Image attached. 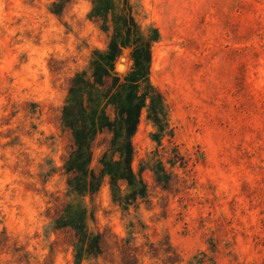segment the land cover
Instances as JSON below:
<instances>
[{"label": "rangeland", "instance_id": "obj_1", "mask_svg": "<svg viewBox=\"0 0 264 264\" xmlns=\"http://www.w3.org/2000/svg\"><path fill=\"white\" fill-rule=\"evenodd\" d=\"M116 101L130 204L65 167L84 134L98 173ZM0 264H264V0H0Z\"/></svg>", "mask_w": 264, "mask_h": 264}, {"label": "trees", "instance_id": "obj_2", "mask_svg": "<svg viewBox=\"0 0 264 264\" xmlns=\"http://www.w3.org/2000/svg\"><path fill=\"white\" fill-rule=\"evenodd\" d=\"M104 74H107V71H102L100 75L95 74L92 85L100 83L101 76ZM113 79L117 80L116 77H113ZM115 109L119 119L106 123V127L111 131L112 136L106 150L99 158L101 167L98 173L87 168V164L90 162L91 152L90 145L87 144L84 134L79 135V140L80 143L86 146H75L74 150L65 161V167L68 173H72V175L68 177V185L76 190L84 189L86 185H88L91 190L97 189L101 183L102 177L106 173L109 175L108 183L116 189L120 188L122 184L131 187H135L138 184V188H134L133 191L127 193L124 197L125 202L130 204L131 202H135L137 198L146 197V186L143 178L139 173L136 174L134 172L131 165L133 159L131 137L137 126L140 111L135 105L125 107L118 101H116ZM115 123L117 124V128H114ZM71 156H73V158L70 160ZM113 156H115L116 159H112ZM107 157H109V159H107ZM154 171L156 178L161 180V173L160 176L158 175L159 169H154ZM164 173L165 172H162V174ZM87 174L90 175L89 182L85 183L78 179L79 175L85 176ZM55 222L57 226H65L69 223L61 216H58ZM70 226L75 233H77V238L73 243V246L77 247L75 254L76 258L79 257V253L82 251L92 256L100 254L99 233L84 243L85 234L82 233L77 226H72L71 224Z\"/></svg>", "mask_w": 264, "mask_h": 264}, {"label": "bare ground", "instance_id": "obj_3", "mask_svg": "<svg viewBox=\"0 0 264 264\" xmlns=\"http://www.w3.org/2000/svg\"><path fill=\"white\" fill-rule=\"evenodd\" d=\"M121 68H124V64L122 63V65L120 66Z\"/></svg>", "mask_w": 264, "mask_h": 264}, {"label": "water", "instance_id": "obj_4", "mask_svg": "<svg viewBox=\"0 0 264 264\" xmlns=\"http://www.w3.org/2000/svg\"><path fill=\"white\" fill-rule=\"evenodd\" d=\"M122 65V63L120 62L119 64H118V66L120 67ZM121 68V67H120Z\"/></svg>", "mask_w": 264, "mask_h": 264}]
</instances>
